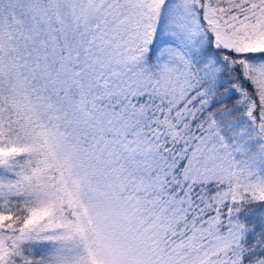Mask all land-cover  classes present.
Returning <instances> with one entry per match:
<instances>
[{"label":"snow or ice","instance_id":"obj_1","mask_svg":"<svg viewBox=\"0 0 264 264\" xmlns=\"http://www.w3.org/2000/svg\"><path fill=\"white\" fill-rule=\"evenodd\" d=\"M0 264H264V0H0Z\"/></svg>","mask_w":264,"mask_h":264}]
</instances>
